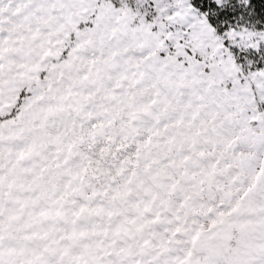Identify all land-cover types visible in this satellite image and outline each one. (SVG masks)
<instances>
[{"label": "snow or ice", "instance_id": "1", "mask_svg": "<svg viewBox=\"0 0 264 264\" xmlns=\"http://www.w3.org/2000/svg\"><path fill=\"white\" fill-rule=\"evenodd\" d=\"M0 264H264V0H0Z\"/></svg>", "mask_w": 264, "mask_h": 264}]
</instances>
